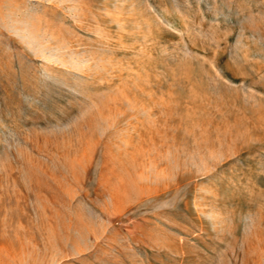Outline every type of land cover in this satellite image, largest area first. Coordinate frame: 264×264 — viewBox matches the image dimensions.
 <instances>
[{
    "label": "rangeland",
    "instance_id": "obj_1",
    "mask_svg": "<svg viewBox=\"0 0 264 264\" xmlns=\"http://www.w3.org/2000/svg\"><path fill=\"white\" fill-rule=\"evenodd\" d=\"M0 264H264V0H0Z\"/></svg>",
    "mask_w": 264,
    "mask_h": 264
}]
</instances>
